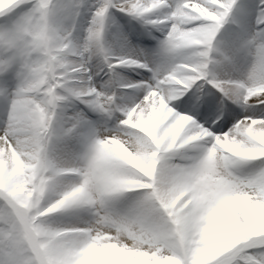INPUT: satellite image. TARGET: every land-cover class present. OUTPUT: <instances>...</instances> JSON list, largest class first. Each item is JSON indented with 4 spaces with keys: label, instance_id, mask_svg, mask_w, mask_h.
Here are the masks:
<instances>
[{
    "label": "snow or ice",
    "instance_id": "obj_1",
    "mask_svg": "<svg viewBox=\"0 0 264 264\" xmlns=\"http://www.w3.org/2000/svg\"><path fill=\"white\" fill-rule=\"evenodd\" d=\"M0 264H264V0H0Z\"/></svg>",
    "mask_w": 264,
    "mask_h": 264
},
{
    "label": "rangeland",
    "instance_id": "obj_2",
    "mask_svg": "<svg viewBox=\"0 0 264 264\" xmlns=\"http://www.w3.org/2000/svg\"><path fill=\"white\" fill-rule=\"evenodd\" d=\"M119 22H120L121 24L126 23V18H121V19H119Z\"/></svg>",
    "mask_w": 264,
    "mask_h": 264
},
{
    "label": "bare ground",
    "instance_id": "obj_3",
    "mask_svg": "<svg viewBox=\"0 0 264 264\" xmlns=\"http://www.w3.org/2000/svg\"><path fill=\"white\" fill-rule=\"evenodd\" d=\"M121 19V18H120Z\"/></svg>",
    "mask_w": 264,
    "mask_h": 264
}]
</instances>
